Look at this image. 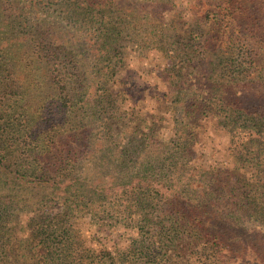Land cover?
<instances>
[{
	"label": "rangeland",
	"instance_id": "obj_1",
	"mask_svg": "<svg viewBox=\"0 0 264 264\" xmlns=\"http://www.w3.org/2000/svg\"><path fill=\"white\" fill-rule=\"evenodd\" d=\"M127 1L131 8L119 6L116 19L99 4L94 31L90 15L78 11L71 0H0V114L16 113L19 120L16 130L0 139L2 154L13 160L28 147L36 151L26 141L40 132L46 101L61 102L58 84L64 74L72 98L70 124L76 126L80 149L67 158L75 170L91 175L107 191L105 197L76 198L72 208L58 202L62 198L40 203L52 204L53 212L65 208L69 224L63 242L57 240L48 249L54 261H45L40 246L31 248L25 240L27 219H37L33 211H15L20 222L9 239L14 246L20 244L19 252L31 250L32 255L0 264H255L248 247L261 263L264 121L246 123L232 140L220 118L226 116L229 86L240 91L239 85L252 77L257 86H248L250 98L258 100L264 69L252 66L247 72L234 69L235 76L226 73L227 60L247 65L252 52L242 54L237 48L229 55L225 45L210 39L209 34L218 33L213 28L215 5L206 7L198 0ZM172 23L177 30L160 42ZM108 29L112 34L107 40L115 49L94 53L92 41H100ZM40 40L46 47L39 52L47 57L41 62L34 55ZM253 58L256 62V55ZM190 104L201 108L187 113ZM53 109L61 117V110ZM181 131L189 134L185 150L175 143ZM11 167L5 159L0 163V208L8 204L12 218L20 201L25 207L34 197L51 198L59 191L55 183L15 178ZM186 196L206 223L218 228L225 247L245 253L242 259L233 261L207 243L204 230L176 210ZM28 257L38 261H21Z\"/></svg>",
	"mask_w": 264,
	"mask_h": 264
},
{
	"label": "trees",
	"instance_id": "obj_2",
	"mask_svg": "<svg viewBox=\"0 0 264 264\" xmlns=\"http://www.w3.org/2000/svg\"><path fill=\"white\" fill-rule=\"evenodd\" d=\"M71 4L78 9L82 14L90 15L91 24L93 26V30H96L94 24L97 22V15L95 14L99 4H103V9H110L112 11V18L118 16L115 14V10L119 6H124L125 4L130 7V3L127 0H71ZM218 3H215L214 0H198L200 4L205 5L206 7L210 5L218 7V11L216 14L214 13L215 23L213 24V28L218 29V33L209 34L210 39L218 40L217 43L219 46H226V52L229 55H233L232 53L240 48L242 54H251L247 60V65H243L238 62L236 64L233 63L234 60L226 61V73H230L232 76H235L234 69L241 68L248 71L250 67L261 68L264 69V0H218ZM44 0H38V3H42ZM68 2V0H67ZM165 3H168L166 1ZM163 4V7L167 5ZM219 4V6H218ZM95 10L94 12L92 11ZM213 8H210V11L215 12ZM103 12V11H102ZM209 16V13L208 15ZM71 17V16H70ZM103 19H111L109 16L102 17ZM115 22V20H113ZM176 24H170V28L164 29L159 41L166 37L171 38L173 35L171 34L176 28ZM51 29L56 30L54 26H51ZM112 33L107 32L101 36V40L94 39L92 41L93 52L96 54L109 52V49H115V46L112 43L108 42L107 38L111 36ZM93 36H98L93 34ZM169 41L172 45L173 40H165L164 42ZM42 42V43H41ZM152 42H156L153 40ZM241 46H237L234 48V44ZM45 40H40L36 47H39L38 50L35 49L37 54H34L38 61H44L47 57L46 55L41 54L46 46ZM244 47H247L244 48ZM40 51V52H39ZM256 55V62L253 58ZM63 74V73H62ZM250 76V75H249ZM61 82L59 83V89L61 90V102H55V98H51L47 100L46 104L43 106L42 114L40 116V122L38 124V132L36 135L33 133L32 139L30 141H26V144L30 145V148H35V152L29 151L28 149H23V152L18 153L16 159L9 160L8 156H5L4 153L0 150V163L4 162V159L7 160L11 164V172L15 173V178L19 177L20 180L25 182H36L33 184H41V183H55L53 186H56L59 191L56 193V196L48 198L45 196L36 198L31 203H24L25 207L20 204L13 208V212L15 216L12 218V214H7L12 211L9 210L8 204H4V208H0V261H17L18 256H22L24 254L32 255L31 250H24L25 247L22 248L23 252H19L21 247H18L20 244L18 243L16 246L11 243H15V241L9 239V235L12 234V229L14 225H17L20 222L19 215L15 212L24 209H31L33 211V217L36 219L33 221L32 219H27L29 234L28 236L19 238L21 241L23 238L27 240L29 246L32 248L35 245H39L41 256L45 259V261H54V257L50 255L48 249L54 245L57 240L63 242V237L65 232L68 231L69 224L66 223L67 217L65 213V208L53 212L51 210L52 204L49 206L42 207L40 203L47 204L51 200L57 201L56 198H62L60 201L62 205H66L72 208L71 202L77 201L76 198H84L89 194V196H102L106 194L105 186L99 183L97 180L93 179L90 176L85 175L83 170H75L73 163L67 156L72 152L76 153L80 149L77 144L76 137V126L70 124L71 114V97L69 95L68 88H66L65 82H67L66 76L63 74ZM236 85H232L228 87L226 90V116L220 118L221 124L227 128V130L232 135V140L236 137H239L240 132L238 128L244 130L247 128V124L249 125L256 121L258 124H262L264 121V88L259 89L262 94L258 97V100H254L250 98L251 90H249L248 86L256 88L253 78L250 77L243 81L242 85H239L240 91H237ZM3 88H7L4 83H2ZM89 98V97H88ZM262 98V100H260ZM92 100V99H90ZM2 99L0 100L1 103ZM54 105L56 112L61 110V117L53 113L51 106ZM191 107H185V111L188 113L196 114L198 110H200V106L192 105ZM205 108V106L203 107ZM193 114L188 116V118L193 117ZM0 114V139L5 135L9 136L13 131L16 130L15 126L19 123L18 118L15 119L16 113L10 114ZM53 117L59 119H53ZM73 119V118H72ZM61 121L60 123H57ZM194 119L195 124H201ZM57 123V126L55 124ZM186 125V124H184ZM64 128L63 133L60 131L61 128ZM182 127H184L182 125ZM79 129V128H78ZM181 135H178L175 140L178 148L185 150V147L188 146L189 142V134L180 132ZM191 133L195 134V131L192 130ZM184 134V135H183ZM193 134V135H194ZM37 149H40V152H37ZM43 150V151H42ZM65 156V157H64ZM52 159H55L52 161ZM61 162H64V165L68 167H63ZM68 162V163H67ZM70 165V166H69ZM74 167V168H73ZM63 177H67L70 181H65ZM79 180V184H75L71 180ZM130 187L129 189H131ZM88 190V191H87ZM73 191H78L80 194L71 193ZM180 205L177 206L176 210H181L182 213L187 215L192 222L196 223L204 230V234L207 238V243L211 244L217 250L222 251L223 253L230 255V258L234 260L242 259L245 253L242 254H234L233 251L229 250L227 246L225 247L224 241L220 237V233L217 227L212 224L206 223V220L201 217L200 210L198 206L194 204L192 198L189 197H181ZM19 203V202H18ZM35 205V207H31ZM36 217V218H35ZM62 217L61 220L59 218ZM4 237V235H6ZM248 253L253 256L255 259V264H264V261H259V257L252 247H248ZM33 258H29L28 260L21 259V261H38Z\"/></svg>",
	"mask_w": 264,
	"mask_h": 264
}]
</instances>
